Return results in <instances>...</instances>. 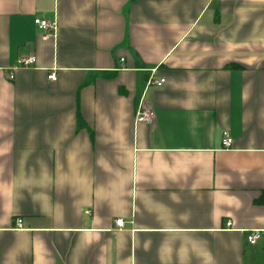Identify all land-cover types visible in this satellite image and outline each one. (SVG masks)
Returning <instances> with one entry per match:
<instances>
[{"label":"crops","instance_id":"1","mask_svg":"<svg viewBox=\"0 0 264 264\" xmlns=\"http://www.w3.org/2000/svg\"><path fill=\"white\" fill-rule=\"evenodd\" d=\"M262 191L264 0H0V264H264Z\"/></svg>","mask_w":264,"mask_h":264},{"label":"built area","instance_id":"2","mask_svg":"<svg viewBox=\"0 0 264 264\" xmlns=\"http://www.w3.org/2000/svg\"><path fill=\"white\" fill-rule=\"evenodd\" d=\"M34 24L38 29H41L43 31L42 37L48 38L51 35H53L56 31V23L55 21H50L46 19H42L39 17L34 18ZM35 61V58L33 56H27L20 59V65L22 67H27L30 64H32ZM8 77L11 79L13 78V70L9 71ZM48 79L54 80L55 74L51 73L48 75ZM165 82L164 78H157V79H151L150 84H153L156 87H161ZM135 121L136 122H142V123H151L153 120V111L149 107H145L143 105H140L137 110L135 111ZM232 138L230 137L229 133L225 131L221 138V145L223 148H230L232 145ZM20 223V219H17V224ZM117 225H122L123 220L117 219L116 220ZM227 224H230L228 222ZM246 240L249 244H255L260 239L264 238V231L261 229H252L249 231H246L245 234Z\"/></svg>","mask_w":264,"mask_h":264},{"label":"trees","instance_id":"3","mask_svg":"<svg viewBox=\"0 0 264 264\" xmlns=\"http://www.w3.org/2000/svg\"><path fill=\"white\" fill-rule=\"evenodd\" d=\"M257 204H264V191H262L259 198L255 201Z\"/></svg>","mask_w":264,"mask_h":264}]
</instances>
